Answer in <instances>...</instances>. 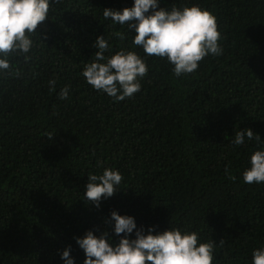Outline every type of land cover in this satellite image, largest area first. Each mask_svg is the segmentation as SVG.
Wrapping results in <instances>:
<instances>
[{
    "label": "trees",
    "instance_id": "1",
    "mask_svg": "<svg viewBox=\"0 0 264 264\" xmlns=\"http://www.w3.org/2000/svg\"><path fill=\"white\" fill-rule=\"evenodd\" d=\"M193 2L216 17L223 55L180 78L148 57L141 91L118 103L80 73L99 36L113 51L133 47L135 32L102 15L133 0L53 2L32 37L31 59L13 57L18 75L0 80V264H63L68 246L83 264L74 238L107 230L118 241L105 222L113 210L145 230L197 231L217 245L213 264H250L264 245V184L242 179L264 144V0H160L159 7ZM65 85L70 98L61 100ZM246 128L261 140L232 145ZM101 166L124 179L95 207L84 191Z\"/></svg>",
    "mask_w": 264,
    "mask_h": 264
},
{
    "label": "clouds",
    "instance_id": "2",
    "mask_svg": "<svg viewBox=\"0 0 264 264\" xmlns=\"http://www.w3.org/2000/svg\"><path fill=\"white\" fill-rule=\"evenodd\" d=\"M53 2L62 0H0V80L18 75L13 57L22 56L25 62L31 59L35 46L32 37L37 36V26L48 18ZM159 4L160 0H133L130 8L103 9L105 19L126 27L128 33L133 30L135 35L132 48L121 47L117 51L112 50L105 36L96 38L95 58L80 73L93 90L118 103L141 91V81L149 72L148 57L165 60L172 74L180 78L196 72L204 58L223 55L222 35L212 13L194 2L170 9ZM117 35L123 38L122 34ZM56 83L55 79L48 81L52 90ZM70 94L71 86L65 85L59 91V99L68 100ZM53 135L47 137L51 139ZM253 139L259 142L261 137L246 128L235 132L231 144L243 146L246 140ZM101 168L99 174L87 176L84 191V199L95 207L112 197L124 179L118 169ZM242 179L247 184H264V144L249 155ZM105 222L111 223V232L119 240L114 241L107 230L99 235L88 230L82 237H75L84 253L83 264H213L215 259L217 245L211 239L203 240L197 231L174 226L163 232H155V226L145 230L137 226L133 216L120 215L115 210ZM60 257L63 264H76L71 246ZM250 264H264V245L253 249Z\"/></svg>",
    "mask_w": 264,
    "mask_h": 264
}]
</instances>
